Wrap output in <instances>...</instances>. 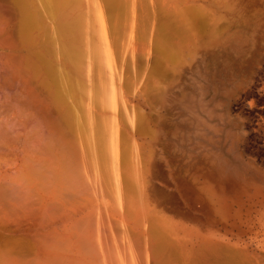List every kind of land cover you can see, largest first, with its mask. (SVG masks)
<instances>
[{
	"label": "rangeland",
	"instance_id": "374dc122",
	"mask_svg": "<svg viewBox=\"0 0 264 264\" xmlns=\"http://www.w3.org/2000/svg\"><path fill=\"white\" fill-rule=\"evenodd\" d=\"M107 1L86 140L0 0V264H264V0Z\"/></svg>",
	"mask_w": 264,
	"mask_h": 264
},
{
	"label": "bare ground",
	"instance_id": "6f19581e",
	"mask_svg": "<svg viewBox=\"0 0 264 264\" xmlns=\"http://www.w3.org/2000/svg\"><path fill=\"white\" fill-rule=\"evenodd\" d=\"M72 1L77 4L80 0H15L20 9L18 29L22 37L34 41L36 30L43 29L45 32L47 43L44 42L46 44L43 49L46 53L43 50L37 52L40 66L46 71L48 85L55 91L58 101L65 106L63 115L66 120L81 138L87 140L93 129L91 113L87 108L92 80L88 82V77L86 78L80 69L68 63L75 60L80 64L87 53L82 41L76 37L82 25L81 19H85L84 16L81 18L72 15L69 10ZM102 129L104 127L94 131L98 133L97 138Z\"/></svg>",
	"mask_w": 264,
	"mask_h": 264
},
{
	"label": "water",
	"instance_id": "95a60500",
	"mask_svg": "<svg viewBox=\"0 0 264 264\" xmlns=\"http://www.w3.org/2000/svg\"><path fill=\"white\" fill-rule=\"evenodd\" d=\"M28 41V40H27Z\"/></svg>",
	"mask_w": 264,
	"mask_h": 264
}]
</instances>
